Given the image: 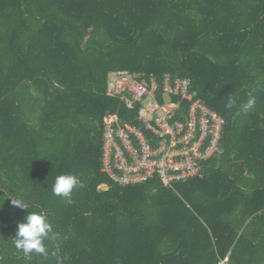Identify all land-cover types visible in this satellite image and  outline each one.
I'll use <instances>...</instances> for the list:
<instances>
[{
    "label": "trees",
    "instance_id": "trees-1",
    "mask_svg": "<svg viewBox=\"0 0 264 264\" xmlns=\"http://www.w3.org/2000/svg\"><path fill=\"white\" fill-rule=\"evenodd\" d=\"M119 71L187 79L223 117L201 178L109 180L103 118L137 124ZM10 198L51 222L46 256L15 248ZM0 264H264V0H0Z\"/></svg>",
    "mask_w": 264,
    "mask_h": 264
},
{
    "label": "built area",
    "instance_id": "built-area-1",
    "mask_svg": "<svg viewBox=\"0 0 264 264\" xmlns=\"http://www.w3.org/2000/svg\"><path fill=\"white\" fill-rule=\"evenodd\" d=\"M106 95L128 110L136 125L116 113L103 118L101 168L120 187L158 179L165 187L201 178L203 164L221 153L225 120L190 91L187 79L119 71Z\"/></svg>",
    "mask_w": 264,
    "mask_h": 264
},
{
    "label": "clouds",
    "instance_id": "clouds-1",
    "mask_svg": "<svg viewBox=\"0 0 264 264\" xmlns=\"http://www.w3.org/2000/svg\"><path fill=\"white\" fill-rule=\"evenodd\" d=\"M255 105V99H249L247 103L241 106L242 111L247 112ZM235 106L232 99H228L227 108ZM83 187L78 177L73 174H59L56 176L52 185V192L56 196H61L67 204H71L72 193L74 188ZM11 199L14 206L26 210L27 214L22 221L17 222V232L13 239L14 246L17 250L23 251L25 256L35 252L40 255H47L45 241L55 238L57 235L53 232V226L47 216L41 212L28 211V204L22 199Z\"/></svg>",
    "mask_w": 264,
    "mask_h": 264
},
{
    "label": "rangeland",
    "instance_id": "rangeland-1",
    "mask_svg": "<svg viewBox=\"0 0 264 264\" xmlns=\"http://www.w3.org/2000/svg\"><path fill=\"white\" fill-rule=\"evenodd\" d=\"M106 188H107V187H106L105 185H101V186H100V189H101V190H105Z\"/></svg>",
    "mask_w": 264,
    "mask_h": 264
}]
</instances>
